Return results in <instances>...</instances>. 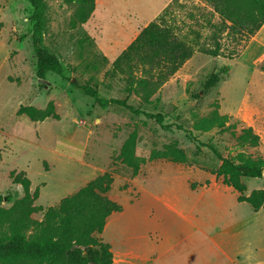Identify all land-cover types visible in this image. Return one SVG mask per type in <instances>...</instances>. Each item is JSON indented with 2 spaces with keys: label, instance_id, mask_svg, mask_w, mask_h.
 <instances>
[{
  "label": "rangeland",
  "instance_id": "obj_1",
  "mask_svg": "<svg viewBox=\"0 0 264 264\" xmlns=\"http://www.w3.org/2000/svg\"><path fill=\"white\" fill-rule=\"evenodd\" d=\"M44 2L47 29L40 36L41 46L60 59L67 80L53 72L46 75V83L37 78L30 0H0V194L13 196V201L2 207L10 209L24 197L23 188L13 184L15 173L23 172L30 179L31 195L39 192L33 206L44 209L57 206L99 175L111 173L114 182L109 196L122 211L108 218L104 232L97 237L111 246L113 264H119L123 238L142 234L151 225L150 219H155L156 206L161 215L158 202H184L189 193L222 184L215 173L221 161L199 143L212 145L223 158L244 154L264 160V56L257 63H243L247 52L255 57L264 45V26L245 44V38L221 32L219 14L204 0H96L89 21L74 27V6L68 0ZM160 19L196 51L162 84L152 102L145 104L128 92L113 63L143 28ZM204 49H218L221 55L210 56ZM225 66L229 72L221 81L195 99L210 75ZM74 82L97 87L102 98L126 100L136 109L163 114L171 130L123 107L101 108ZM50 102L59 119L32 122L17 114L21 106L43 110ZM216 111L229 116L225 127L197 130L199 122ZM244 128H251L258 136V145L240 142ZM134 131L138 134L136 156L145 161L137 175L119 158L124 142ZM166 146L183 150L187 162L150 159L152 152ZM244 183L249 195L264 189V176L246 178ZM126 210L130 212L120 223ZM237 213L243 218L250 216L246 208L240 207ZM31 217L41 221L43 213ZM168 221L177 228L175 218ZM150 239L155 241L152 235ZM144 247L139 239L137 244L129 242L127 248L135 253ZM182 250L193 257V262L197 259V264H211L208 245L206 263L198 261L204 258L198 241L187 243Z\"/></svg>",
  "mask_w": 264,
  "mask_h": 264
},
{
  "label": "trees",
  "instance_id": "obj_2",
  "mask_svg": "<svg viewBox=\"0 0 264 264\" xmlns=\"http://www.w3.org/2000/svg\"><path fill=\"white\" fill-rule=\"evenodd\" d=\"M204 1L212 5L219 14L223 25L221 32L239 35L245 38V44L264 26V0ZM68 2L74 6L72 25L75 27L87 23L94 13L96 0ZM30 4L37 78L45 79L49 72H53L67 80L60 59L41 46L40 36L47 29L45 2L30 0ZM195 51L185 37L160 19L152 21L141 30L136 39L116 58L113 67L126 81L128 92L135 94L143 103L150 104L151 98L162 84L175 75ZM202 51L214 57L221 55L218 49ZM228 72L229 68L225 66L218 73L211 74L194 98L199 99L211 91ZM73 85L83 94L92 97L101 108L123 107L134 115L155 120L165 130H171V126L165 125L166 116L163 114L136 109L128 105L126 100L102 98L93 85L77 82ZM17 114L26 115L32 122L59 119L53 102L43 110L35 106H21ZM229 119V116L220 115L216 111L210 118L202 119L196 128L204 132L223 128ZM239 139L243 145L251 147L259 142L251 128H244ZM137 141L138 134L134 131L124 142L119 155L122 163L132 169L134 175L139 173L145 162L136 156ZM199 145L209 148L219 158L221 164L215 173L225 186L233 188L239 194L238 201L249 204L255 212L260 211L264 207V189L254 190L246 195L244 179H262L264 160L252 159L244 154L223 158L212 145ZM150 159H170L186 163L187 155L175 146H166L162 151L152 152ZM12 178L13 184L23 188L24 197L12 208L5 209L2 207L3 203L12 202L13 196L0 194V264H113L111 246L97 237L104 232L108 218L113 213L122 211V207L109 196L114 182L111 173L99 175L73 195L62 199L57 206L46 209L33 206V200L39 192L37 190L34 197L31 195V181L23 172L13 174ZM38 212L43 213L41 221L31 217Z\"/></svg>",
  "mask_w": 264,
  "mask_h": 264
},
{
  "label": "crops",
  "instance_id": "obj_3",
  "mask_svg": "<svg viewBox=\"0 0 264 264\" xmlns=\"http://www.w3.org/2000/svg\"><path fill=\"white\" fill-rule=\"evenodd\" d=\"M263 56L264 45L255 57L247 52L243 63H257ZM238 197L233 188L222 183L189 193L184 202L173 199L158 202L161 215L156 206L153 208L155 219H150L151 225L146 226L142 234L123 238L119 264H197V259L193 262L189 253H181L182 247L191 241H198L202 246L204 258L198 261L203 263L207 261L208 245L212 253L211 264H264V207L255 212L249 204L240 203ZM240 207L246 208L248 218L238 215ZM129 212L124 211L120 223ZM151 215L153 217L152 212ZM170 217L177 220L176 229L169 223ZM120 228L122 230V225ZM151 235L155 241L150 239ZM139 239L144 249L135 253L129 251V242L137 244Z\"/></svg>",
  "mask_w": 264,
  "mask_h": 264
},
{
  "label": "water",
  "instance_id": "obj_4",
  "mask_svg": "<svg viewBox=\"0 0 264 264\" xmlns=\"http://www.w3.org/2000/svg\"><path fill=\"white\" fill-rule=\"evenodd\" d=\"M41 81L44 82V83H46V80L45 79H42Z\"/></svg>",
  "mask_w": 264,
  "mask_h": 264
}]
</instances>
